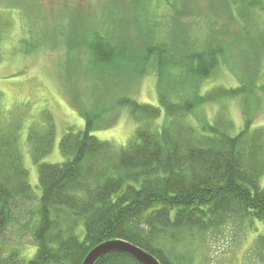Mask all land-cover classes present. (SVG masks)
I'll return each mask as SVG.
<instances>
[{"label":"trees","instance_id":"obj_1","mask_svg":"<svg viewBox=\"0 0 264 264\" xmlns=\"http://www.w3.org/2000/svg\"><path fill=\"white\" fill-rule=\"evenodd\" d=\"M233 4H237L235 15ZM174 5L178 9L165 36L164 32L157 36L151 25L133 27L134 31L141 28L144 38L134 51L104 41L98 33L92 32L89 43L75 41L70 33L68 52L82 46L91 57L93 71L86 74L106 79L118 72L108 70H131L137 65L135 74L140 78L151 68L158 106L130 98L116 102L128 108L136 124L126 147L117 149L91 134L97 117L81 109L74 95L85 128L82 132L69 129L63 135L59 152L66 160L60 164L41 163L55 138L51 116L45 114L40 125H29L25 142L37 166L41 191L34 210L36 198L18 146L21 122L6 121L0 113V264H82L93 248L109 240L131 243L160 264H188L175 252L186 236L217 232L247 218L264 223V188L258 186L264 174V126L253 129L246 120L232 136L219 124L205 123L198 131L182 120L198 104L236 97L247 88H216L197 95L201 80L223 61L225 45L209 36L198 44L195 27L186 17L202 14L185 13L179 0ZM263 5L264 0H211L209 13L215 17L220 12L228 14L237 25L239 20L257 22V10ZM3 26L8 22L0 20V43ZM125 30L128 33V27ZM227 34L224 29L209 33L234 36L233 42L238 43L239 33ZM68 72L73 75L74 71ZM14 230L18 237L31 235L36 248L29 261L5 239ZM251 256L256 264H264L263 236L254 241ZM95 264L141 263L128 254L112 252Z\"/></svg>","mask_w":264,"mask_h":264},{"label":"rangeland","instance_id":"obj_2","mask_svg":"<svg viewBox=\"0 0 264 264\" xmlns=\"http://www.w3.org/2000/svg\"><path fill=\"white\" fill-rule=\"evenodd\" d=\"M179 1L185 13L202 14L186 17V22L195 27L193 34L198 44H204L209 36L225 45L223 61L211 76L201 80L197 95L216 88H247V92L236 97L198 104L182 120L198 131L205 123L219 124L232 136L244 127L246 120L251 121L253 129L264 126V91L261 90L264 85V34H261L264 8L256 13L259 25L256 21L242 20L236 25L228 14L220 12L217 17L210 14L211 0ZM173 2L176 0H0V20L8 22L7 27L3 26L0 43V113H4L6 121L18 119L21 122L18 146L36 198L31 210L36 208L41 191L37 166L25 142L29 125H40L45 114L51 116L55 138L50 153L41 163L60 164L66 160L59 152L63 135L69 129L82 132L85 128L77 105L97 117L91 134L117 149L126 147L136 124L128 108L117 106L116 102L130 98L158 106L156 77L151 68L140 78L135 74L137 65L131 70H108L118 72L106 79L86 74L84 71H93L91 57L82 46L68 52L66 40L70 33L75 41L85 43L91 41L93 33H98L104 41H115L114 44L134 51L142 46L144 38L142 29L134 31L133 27L151 25L157 36L161 35L159 32H164L165 36L171 29L174 10L178 9L176 5L171 6ZM236 7L237 4L231 7L234 15ZM127 27L129 31L125 33ZM220 29H224L227 36L239 33V44L233 42L234 36L229 39L209 35L211 30ZM166 42L170 45L172 41L167 39ZM68 71H74L73 75ZM74 95H78L80 104L75 105ZM162 120L163 115L158 122ZM258 186L264 188V174ZM13 232L6 236V241L18 249L22 259L29 261L36 248L31 235L25 233L18 237L16 231ZM82 235L81 232L79 237ZM258 236L264 237V223L247 218L240 224H227L217 232L186 236L175 252L181 253L180 258L183 262L189 261L188 264H256L251 249Z\"/></svg>","mask_w":264,"mask_h":264},{"label":"water","instance_id":"obj_3","mask_svg":"<svg viewBox=\"0 0 264 264\" xmlns=\"http://www.w3.org/2000/svg\"><path fill=\"white\" fill-rule=\"evenodd\" d=\"M112 252L128 254L141 264H160L145 250L122 240H109L100 243L87 254L82 264H95L100 257Z\"/></svg>","mask_w":264,"mask_h":264}]
</instances>
